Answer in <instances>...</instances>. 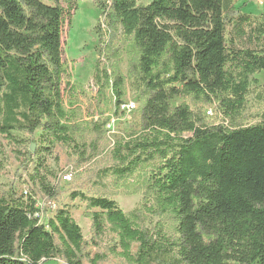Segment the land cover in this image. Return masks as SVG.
Masks as SVG:
<instances>
[{
    "label": "trees",
    "instance_id": "obj_1",
    "mask_svg": "<svg viewBox=\"0 0 264 264\" xmlns=\"http://www.w3.org/2000/svg\"><path fill=\"white\" fill-rule=\"evenodd\" d=\"M49 1L0 0V135L40 130L39 138L79 147L62 88L61 34L70 12ZM99 8L131 37L144 94L138 131L114 141V164L105 171L123 179L158 162L150 185L159 208L175 217L176 236L142 227L136 210L126 213L108 197H70L97 209L94 232L107 223L128 264H264V108L253 123L244 116L248 94L264 92L254 77L264 71V13L245 12L234 0H109ZM121 85L116 76L117 108ZM186 97L215 103L221 120L208 123ZM42 188L54 195L53 186ZM39 211L32 195L0 194V264L58 256L82 264L81 228L68 209L45 223Z\"/></svg>",
    "mask_w": 264,
    "mask_h": 264
},
{
    "label": "rangeland",
    "instance_id": "obj_2",
    "mask_svg": "<svg viewBox=\"0 0 264 264\" xmlns=\"http://www.w3.org/2000/svg\"><path fill=\"white\" fill-rule=\"evenodd\" d=\"M42 1L52 4L49 0ZM149 1L136 0L139 5ZM102 2L109 3V0H59L70 12V23L65 18L61 34L62 58L67 67L62 82L63 102L73 111L72 135L79 147L59 141L51 143L48 137L39 138L40 130L33 134L13 131L11 136L0 135V194L32 195L42 223L51 218L57 208L68 209L81 228L82 264H92L94 259L96 264H128L121 256L117 235L107 223L103 224V232L96 234L90 212L97 209L89 210L85 202L72 199L73 191L113 199L126 213L136 210V220L142 227L159 229L170 239L176 236L177 223L172 213L159 208L150 185L149 177L158 162L142 164L123 179L105 171L114 164V141L138 131L144 94L136 79V49L132 39L124 35L120 25L104 19L99 8ZM234 3L255 16L264 13V1L260 4L257 0H234ZM98 22L101 24L99 44L95 30ZM116 76L122 81V103L118 108L112 92ZM254 77L259 84H264V71ZM258 91L261 92L253 88L248 94L244 116L249 123L255 122L257 118L252 117L264 108V92L259 93L262 96L259 100ZM184 99L192 110L201 112L208 123L221 120L215 103L192 97ZM131 104L132 109L123 107ZM65 173L70 174V180L62 179ZM45 184L53 186V196L45 193L42 188ZM136 248L133 244L131 252L135 253ZM60 263L67 264L62 256L41 264Z\"/></svg>",
    "mask_w": 264,
    "mask_h": 264
},
{
    "label": "built area",
    "instance_id": "obj_3",
    "mask_svg": "<svg viewBox=\"0 0 264 264\" xmlns=\"http://www.w3.org/2000/svg\"><path fill=\"white\" fill-rule=\"evenodd\" d=\"M260 4H262L263 0H257ZM123 107H126V109H128L129 107H131V109L134 107L133 104H131V106H123ZM71 176L69 173H65L62 175V179L63 180H70ZM60 264H64V263H60Z\"/></svg>",
    "mask_w": 264,
    "mask_h": 264
}]
</instances>
